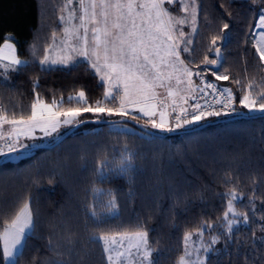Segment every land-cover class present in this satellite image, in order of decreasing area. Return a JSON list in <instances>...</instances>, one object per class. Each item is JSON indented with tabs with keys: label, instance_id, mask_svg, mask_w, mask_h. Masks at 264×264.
Masks as SVG:
<instances>
[{
	"label": "trees",
	"instance_id": "obj_1",
	"mask_svg": "<svg viewBox=\"0 0 264 264\" xmlns=\"http://www.w3.org/2000/svg\"><path fill=\"white\" fill-rule=\"evenodd\" d=\"M64 2L0 0V44L12 40L26 62L17 71L0 72V110L10 119L30 115L37 94L45 102L76 91H84L89 104L102 99L104 86L85 63H39L60 29ZM178 2L168 7L177 13ZM197 3L185 61L231 89L237 109L232 116L244 117H210L170 132L145 127L147 119L135 114L139 120H90L57 144L1 154L0 230L25 202L34 219L15 264H108L99 237L141 226L150 234L153 264H177L185 235L196 231L207 244L217 236L206 264H264V116L246 115L239 102L249 84L252 92H264L263 65L252 43L264 0ZM217 48L222 60L212 70L204 58L215 60L211 51ZM99 117L94 120H110ZM231 192L244 215L229 232L220 224ZM113 198L115 209L108 207ZM0 264H6L1 245Z\"/></svg>",
	"mask_w": 264,
	"mask_h": 264
},
{
	"label": "snow or ice",
	"instance_id": "obj_2",
	"mask_svg": "<svg viewBox=\"0 0 264 264\" xmlns=\"http://www.w3.org/2000/svg\"><path fill=\"white\" fill-rule=\"evenodd\" d=\"M176 2L177 0H79L81 9L79 17L76 16L75 10L68 11L67 17L64 15L59 17L60 21L65 23L61 46L56 45V34L53 33V44L45 49V54L39 63L42 66L67 65L74 59V55L83 57L86 62L90 63L100 80L107 85L104 100H118V106L108 107L101 100L95 101L94 106L87 105L85 92L80 91L77 100L87 106L65 109L56 99H53L51 103H45L37 94L35 102L31 104V113L27 117L21 115L19 119L15 116L10 119L0 110V126L11 124L13 125L11 136L31 138L36 129L48 136L57 132L62 125L78 123L77 118L84 112H106L109 116L116 115L139 120L138 116L130 115L132 112H138L148 118L145 120V127L150 126L153 129L170 132L175 129L169 125V107L173 113L177 108L181 113L175 117V128L198 123L206 116H220V111H205L199 104H196L191 118H188L187 109L182 104H177V97L182 103H187V97L181 95V92L185 90L179 87L185 83L182 77L187 78L186 90L189 93H195L197 88L191 80L193 73L181 59V51L187 52L189 49L187 47L181 49L180 44L191 41H183L185 33L179 30L178 26L187 23L188 19L186 16L174 14L168 7ZM179 3L181 10L185 13L191 8V21L193 31H195L196 0H191V4L186 0H179ZM71 4L72 0H66L62 11L68 9ZM77 18L79 24L72 23ZM223 27L227 29L229 25L225 23ZM260 27L264 28V14L260 16ZM89 32H91V37H89ZM216 39L213 37V44L216 43ZM255 43L259 58L264 61V31L259 34V39ZM4 47L8 49L9 54L5 57L3 49H0V60L7 59L9 63L4 64L3 68L5 71H17L15 66L26 62L21 61L15 55L13 44L6 43ZM216 53L219 55L218 48ZM204 63L215 65L217 61L209 60L205 56ZM216 79L227 80L228 76L216 75ZM205 87L216 90V86L211 83L206 84ZM248 87L251 89L252 85L249 84ZM158 88L166 90V97L160 98ZM199 91L203 92L204 88H200ZM223 91L227 93L224 108H229L233 101L231 89L226 88ZM259 97L258 104L257 99L249 91L239 102L249 111L264 112V92H261ZM72 99L69 97V101ZM167 100H171V104H168ZM156 116L159 117L158 120L154 119ZM2 137L3 133H0V138ZM15 145L16 140H13L9 144V149L14 150ZM126 159L130 161L131 157ZM229 195L231 198L228 199L224 219L231 232L232 225L236 221L229 219V214L233 216L244 214L235 211L233 205V200L236 199L235 192ZM116 206L115 198L108 202L109 208L115 209ZM244 218L246 221L247 216L245 215ZM33 226V212L30 204L25 202L10 222H7L0 230V241L3 243V258L6 264L8 262L15 264V253L19 247L23 246L26 232ZM99 239L104 242V252L109 253L107 256L109 264H120L121 257L131 256L133 248L140 254V264H153L148 232L142 226L131 232L105 233ZM190 239L191 233L186 234L184 237L185 253L179 258L178 264H206V258L199 256L194 261L188 259L191 255L187 248ZM124 241H127V247L123 251H116L113 248V245L117 244L123 247ZM216 242L217 238L213 237L212 244ZM201 246L205 252H208L211 247L203 244Z\"/></svg>",
	"mask_w": 264,
	"mask_h": 264
},
{
	"label": "rangeland",
	"instance_id": "obj_3",
	"mask_svg": "<svg viewBox=\"0 0 264 264\" xmlns=\"http://www.w3.org/2000/svg\"><path fill=\"white\" fill-rule=\"evenodd\" d=\"M179 1V0H177ZM187 3L191 4V0H186ZM66 3V0L64 2V5ZM174 5V4H173ZM178 5V6H177ZM176 5V9H177V13L175 11L174 14L178 15V16H186L187 19H188V22L185 23L184 25H181V26H178V29L179 30H182L185 35L183 37V41H191L192 42V38H193V35H194V32L193 31V25H192V21H191V8H189V11L187 13L183 12L181 10V5L180 3L178 2V4ZM196 6H197V13H198V3H197V0H196ZM64 7V6H63ZM63 9V8H62ZM70 10H75L76 12V16L79 17V15L81 14V9H80V4H79V0H72V4L69 5L68 9H65L64 11L61 12V14L59 15V17L61 15H64L65 17H67L68 15V11ZM264 14V8H261L259 13H258V16H257V19H256V22H255V25L252 29V43H253V46L256 50V40L259 39V34L264 31V28H261L260 27V16ZM60 20V19H59ZM61 25H60V29L55 33L56 34V40H55V43L56 45L58 46H61L60 45V42L61 40L63 39V29L65 27V23L61 22ZM72 23L74 24H79V19H75ZM196 24H197V17H196ZM196 24H195V29H196ZM81 33H82V30H81ZM89 37H91V32H89ZM191 42L190 43H184L182 42L180 44V48L183 49L184 47H187L189 49V46L191 45ZM6 43H11L13 44L14 48H15V55L17 56V52H16V46L14 44V42L10 39H6L5 41H3L1 44H0V49H3V55L6 57L9 53H8V49H6L4 47V45ZM53 44V35H52V40L50 42V44L48 45V47L50 45ZM47 47V48H48ZM182 52V51H181ZM257 53V51H256ZM53 55H55V53H52ZM258 54V53H257ZM74 55V54H73ZM259 56V54H258ZM18 57V56H17ZM19 58V57H18ZM21 61H24L23 59L19 58ZM261 61V60H260ZM9 61L7 59H2L0 60V72H2L3 74L7 73L8 71H5V69L3 68V65L4 64H8ZM77 63H85L88 68L97 76V78L99 79V81L103 84L104 86V91L107 87L106 84H104L101 80H100V77L95 73V70L92 69L90 63L86 62L84 60L83 57H79V56H75L74 55V59L69 62L67 65H63V64H56V65H52V64H48V65H41L43 68H47V67H54V66H58V67H70V66H73ZM262 65H263V71H264V61H261ZM16 68L18 66H15ZM0 73V74H2ZM244 87H241V89H243ZM104 91H103V96H102V99L101 101H103L108 107H117L118 106V100L116 101H111V100H108V101H105L104 100ZM249 91L251 92L252 96L254 98H256L258 100V97H259V94H257L256 92H252L249 88H244V93L241 97V99L243 98L244 95L248 94ZM80 91H76V92H73L69 95H67L66 97H63V98H57L56 100L59 102V104L67 109L69 107H84V106H87V105H92L94 106L95 103L93 104H89L87 102V105L81 103V102H78L77 100V97H78V93ZM190 95L191 93L189 94V101L187 102L186 105H183L184 108H188V107H191L192 106V101L190 100ZM69 97H72L73 99L71 101H69ZM86 98V97H85ZM45 102V101H44ZM45 103H51V102H45ZM179 109V108H177ZM242 111L245 112L246 115H251V114H257V113H262V111H259V110H252V111H249V109H246L242 106ZM171 113H172V110L170 108L169 110V125L173 128H175V124L171 121ZM101 115H104L103 118H110V120H113V119H118V117L116 115L114 116H109L107 115V113H94V112H84L81 114L80 117H78V123H73L71 125H62L58 130L57 132H54L52 133L51 135H48V136H45L43 132H41L39 129H36L35 132L32 134V137L29 138V137H26V136H20V137H14V136H11L10 135V131H12V128H13V125L11 124H3L2 126H0V133H3V137L4 136H7V137H10L13 140H16V145H15V149L13 151L19 153V154H25L27 151H29L30 149L32 148H36L38 146H41V145H51L52 143H54L62 134H64L66 131H68L71 127H73L74 125L76 124H79L81 123L84 124L85 122H89L90 120H94L96 118H98L99 116ZM100 118V117H99ZM124 118V117H123ZM61 119H63V117H61ZM207 119V118H206ZM204 120V119H203ZM202 121V120H201ZM200 122V121H199ZM196 124V123H194ZM10 125V126H9ZM192 124L190 125H185V126H191ZM184 126V127H185ZM155 130H158V131H162L160 129H155ZM26 146V147H25ZM12 150H9L8 152L9 153H13ZM7 153V152H6ZM12 157L14 158L15 155H12ZM231 198V197H230ZM238 197L236 196V199L233 200V205H234V208H235V211L236 213H238L236 207H235V202L237 201ZM111 214V213H110ZM229 219H233L236 221V223H234L232 225V228L235 227L236 225H238L241 221V215H235L233 216L231 213L229 214ZM220 229H225L226 231H228V227H227V221L224 219L223 217V221L221 222L220 224ZM28 232V231H27ZM26 232V233H27ZM199 233H201V231H196V232H193L191 233V239L188 241V245H187V248H188V251L191 253V255L188 257L189 260H196L197 256L201 257V258H206L207 254L211 251V248L214 244H212V239H211V244H207L206 241H204L202 239V235H200ZM148 237H149V245L152 249V242H151V238H150V234L148 232ZM213 237H216V235H213ZM212 237V238H213ZM204 245V246H211L210 247V250L208 252H205L204 251V248L201 246V245ZM0 245H1V248L3 249V243L2 241H0ZM127 247V241H124L123 243V247H121L119 244L117 245H113V248L116 250V251H123L124 248ZM20 248V247H19ZM103 249H104V245H103ZM19 250V249H18ZM18 252V251H17ZM17 252L15 253V255L17 254ZM132 252V255L131 256H128V257H121V260H120V264H129V262H131V264H140V254L136 252V250L133 248L131 250ZM179 252V257L177 259V264H178V260L181 256L184 255L185 253V241H184V244L183 246L180 248V251ZM105 257H106V260L108 262V259H107V256L109 255V253H105ZM114 254V253H113ZM15 258V257H14ZM152 258H153V249H152ZM8 263H11V262H8ZM109 264V262H108Z\"/></svg>",
	"mask_w": 264,
	"mask_h": 264
},
{
	"label": "built area",
	"instance_id": "obj_4",
	"mask_svg": "<svg viewBox=\"0 0 264 264\" xmlns=\"http://www.w3.org/2000/svg\"><path fill=\"white\" fill-rule=\"evenodd\" d=\"M208 83L214 84L216 86V90L213 91L212 89L206 88L205 85ZM195 87L197 88V91L195 93H191V95H190V100L192 101V106L186 108L188 118H191V114L193 113L194 107L196 104H199L201 106V109H203L205 111L211 110V111H220L221 112L220 116H206L204 119L210 118V117H215V118L229 117V116L236 114L237 109L235 107L234 101H232L229 108H224V101L227 97V93H224L223 90L226 89V87L222 86L216 80L207 78L203 75H199L198 79L196 81ZM200 88H204V91L203 92L199 91ZM222 93H223V95H222ZM217 101H220V103H217ZM209 106H211V107H209ZM177 115H181L179 109H177L175 113H173V112L171 113L170 118L174 124L176 123L175 117ZM182 119H183V116H182ZM10 143H12V139L10 137L4 136V137L0 138V150H2V152H0V155L4 154L10 150L9 149Z\"/></svg>",
	"mask_w": 264,
	"mask_h": 264
},
{
	"label": "water",
	"instance_id": "obj_5",
	"mask_svg": "<svg viewBox=\"0 0 264 264\" xmlns=\"http://www.w3.org/2000/svg\"><path fill=\"white\" fill-rule=\"evenodd\" d=\"M211 55L213 57H215V60L217 61V63L215 65H212V64H208L207 66L212 69V70H216L219 68V65L221 63V60H222V56L219 52V55H217L216 53V49L211 51ZM259 116H264V112L263 113H260L258 114ZM257 116V115H256ZM240 117H244L243 115H236V116H232V117H229V119H234V118H240ZM124 120H130V119H127V118H123V117H120L118 119H113V120H91L93 122H96V123H112V122H120V121H124ZM135 123L140 129H142L143 131H146V132H150V133H154L152 131H150L149 129L143 127L142 125H140L139 123L137 122H133ZM205 124V123H204ZM204 124H200V125H197L193 128H190L188 130H196V129H199V128H202L204 126ZM81 125V123L79 124H76L74 125L73 127H71L68 131H66L64 134H62L54 143H52L51 145H54V144H57L58 142H60L61 140H63L68 134H70L73 130H75L76 128H78L79 126ZM50 145V146H51Z\"/></svg>",
	"mask_w": 264,
	"mask_h": 264
},
{
	"label": "crops",
	"instance_id": "obj_6",
	"mask_svg": "<svg viewBox=\"0 0 264 264\" xmlns=\"http://www.w3.org/2000/svg\"><path fill=\"white\" fill-rule=\"evenodd\" d=\"M189 48H190V46H189ZM188 51H189V50H188ZM188 51H187V52H188ZM187 52H184V51L181 52V59L184 60L185 65L188 67V65H187V63H186V61H185V56H184V54H186ZM188 68H189V67H188ZM189 70L193 73V75L191 76V80H192L193 85H194V84H195V82H194V78H195V74H196V73H195V71H194L193 69H190V68H189ZM182 79L185 80V83L181 84L179 87H180L181 89H184L185 91H182V92H181V95L187 97V102H188V101H189L188 97H189V94H190V93L186 90V89H187V78H183V77H182ZM172 83H173V85H174V84H175V81L173 80ZM157 92L159 93L160 98H164V97H166V95H167L166 90H165L164 88H158V89H157ZM176 99H177V104H182V106L187 104V103H182V102L180 101L179 97H177ZM166 102H167L168 104H171V100H167ZM170 108H171V107L168 108V112H169ZM130 114H135V115L141 116V117H143V118H145V119H148L147 117H144L141 113H138V112H132V113H130ZM154 119H157V120H158L159 117L156 116V117H154ZM9 126H10V125H9ZM10 132H11V131H10Z\"/></svg>",
	"mask_w": 264,
	"mask_h": 264
}]
</instances>
